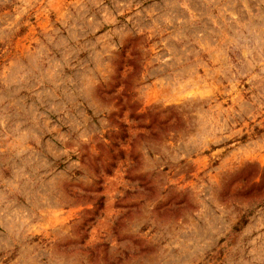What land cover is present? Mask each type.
I'll list each match as a JSON object with an SVG mask.
<instances>
[{
  "label": "rangeland",
  "instance_id": "374dc122",
  "mask_svg": "<svg viewBox=\"0 0 264 264\" xmlns=\"http://www.w3.org/2000/svg\"><path fill=\"white\" fill-rule=\"evenodd\" d=\"M0 264H264V0H0Z\"/></svg>",
  "mask_w": 264,
  "mask_h": 264
},
{
  "label": "trees",
  "instance_id": "16d2710c",
  "mask_svg": "<svg viewBox=\"0 0 264 264\" xmlns=\"http://www.w3.org/2000/svg\"><path fill=\"white\" fill-rule=\"evenodd\" d=\"M244 223H246V219H245V217H241L239 222L236 225H237V227H239V226L243 225Z\"/></svg>",
  "mask_w": 264,
  "mask_h": 264
}]
</instances>
